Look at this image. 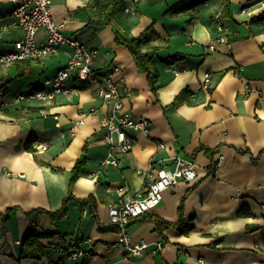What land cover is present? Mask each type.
Listing matches in <instances>:
<instances>
[{
    "label": "crops",
    "instance_id": "0c3cea01",
    "mask_svg": "<svg viewBox=\"0 0 264 264\" xmlns=\"http://www.w3.org/2000/svg\"><path fill=\"white\" fill-rule=\"evenodd\" d=\"M113 1L53 0V16L64 24V34L99 50V74L120 68L113 77L125 108L151 121V137L134 133L136 144L119 167H102L108 154L101 126L107 109L94 88L58 95L49 103L3 105L53 77L66 65V53L0 64V264H264V31L263 25L245 24L264 12V3L248 15L241 9L255 0H210L179 13L170 9L184 0H141L135 16L126 15L121 4L109 23ZM226 1L230 14L223 23L236 32L233 47L213 52L208 45L217 35L214 15L220 10L223 14ZM13 8L10 0H0V20L10 23L7 14ZM149 28L143 48L156 52V94L115 34L118 30L130 39ZM20 38V29L0 31V53L12 52ZM207 72L212 75L208 90L202 86ZM185 89L189 93L183 103L172 106ZM92 108L97 112L90 114ZM81 120L84 124L74 129ZM157 142L167 147L161 150ZM40 144L47 150H37ZM178 155L195 160L199 179L179 183L158 207L131 221L128 232L149 248L143 256L129 258L117 244L119 232L100 230L110 224L109 206L143 193L150 165H171ZM83 156L87 163L72 194L80 200L94 196L96 214L71 201L67 219L57 225L40 215L38 233L54 236L36 239L44 247L40 259L24 257L25 251L34 254L37 248L23 243L36 220L27 214L61 209L73 168ZM243 207L253 216H239ZM7 212L5 222L2 215ZM156 217L174 224L183 218V226L192 229L160 232ZM251 224L258 229L251 231ZM160 242L163 248L153 253ZM81 247L90 248L92 255L72 261L64 251Z\"/></svg>",
    "mask_w": 264,
    "mask_h": 264
},
{
    "label": "built area",
    "instance_id": "2783aa9c",
    "mask_svg": "<svg viewBox=\"0 0 264 264\" xmlns=\"http://www.w3.org/2000/svg\"><path fill=\"white\" fill-rule=\"evenodd\" d=\"M10 1L14 8L7 14V18L12 21L5 23L1 19L0 31L11 28L20 29L21 38L15 41L12 52L0 53V64L50 59L59 56L61 51L66 53L68 58L66 65L53 77L45 80L40 88H33L26 93H17L11 100H5L3 105L49 103L58 95L75 94L80 92L82 87L94 88L107 109L101 126L105 130L104 143L108 154L102 162V167L118 168L122 157L128 155L136 144L134 133H140L149 138L152 132V123L149 119L137 118L125 108L124 97L113 77V73L118 72L120 68L114 66L112 74L106 75L99 74L95 70L96 60L100 56L99 50L89 48L78 37L64 35V24L58 23L53 16V0ZM82 1L91 4L94 0ZM140 1L124 0L123 12L128 16H135L138 13ZM260 3H264V0L246 3L241 13L251 15L255 5ZM214 19L217 23V35L208 45V49L214 52L224 46L230 51L236 33L223 23L222 10L214 15ZM41 33L44 37L40 35ZM178 73L179 71L174 70V74ZM202 81L204 89L211 88V73H205ZM95 112L97 110L92 108L90 114ZM83 124L84 120L77 122L74 129ZM157 145L161 150L167 147L162 142H157ZM37 148V150L45 151L48 146L40 144ZM217 166V162L211 163L212 169H216ZM148 176L150 182L143 193L109 206L110 224L117 225L120 229L117 244L129 258L143 256L149 248L148 242L144 239H134L128 232L131 221L158 207L165 193L179 183H191L199 179V172L194 159L178 155L171 165L163 164L157 169L150 165ZM92 242L91 238L86 240V244L90 245ZM163 246V242L158 243L153 253L156 254ZM66 254L70 260L78 261L90 257L92 251L84 247L69 248Z\"/></svg>",
    "mask_w": 264,
    "mask_h": 264
},
{
    "label": "trees",
    "instance_id": "16d2710c",
    "mask_svg": "<svg viewBox=\"0 0 264 264\" xmlns=\"http://www.w3.org/2000/svg\"><path fill=\"white\" fill-rule=\"evenodd\" d=\"M208 1H210V0H184V1H181V2H178L177 4H175L170 9V11L175 12V13H179L181 11L197 7L201 4H205ZM256 1H258V0L249 1L247 3H254ZM225 3L226 4H225L222 15H223V18H228L229 14H230L229 13L230 12V3L228 1H226ZM121 4H122V6H124V0H114L112 2V4L109 6V19H108L109 23H111L113 21V19L119 13ZM245 6L246 5H244L243 7H245ZM122 9H123V7H122ZM245 24L263 25L262 26V30H263L264 29V12L262 14L258 15L257 17H253L249 22H247ZM150 31H152V28L147 29V31L145 33L141 34L139 37L130 38V39L124 38L123 36H121L120 33L118 32V30H115V34H116V43L118 45L124 46L125 48L128 49V51L132 55L134 61L136 62L137 66L141 69L142 72L147 74L149 87H150L152 93L156 94L157 93V83L159 81V70H158V67L156 65V52H155V50H144V48H143L144 43H145V35ZM41 85L42 84H37L33 88H40ZM82 89H86V87H82ZM188 93H189L188 90H186V89L183 90L181 92V94H179L176 97L172 106H178L181 103H183V100ZM204 150L207 153H210V154L213 153V151H209L208 149H204ZM253 161H256V160H253ZM86 163H87V157L86 156H83L80 160H78L76 162V164L73 168V176L71 178L70 189H69L68 195L63 198V204H62V207L60 210H58L56 212H49L46 210L37 209V210H33L27 214L31 218H32V215H34V218H36V220L34 222L33 230H29V232L27 233V236H26L23 243L28 242L29 243L28 245L35 246V244H36L35 241L38 237H53L54 234H52V233H41V234L38 233V229L40 226L39 222H38L39 216L42 214H46L50 217L52 223L54 225H57L62 220L67 219V217L69 215V203L71 201H76L81 206V208L83 210L86 208H89L91 214H93V215L96 214L97 205H96V200H95L94 196H90L87 199L80 200V199L75 198V196L72 194L73 185L77 181V179L81 176L82 169L86 165ZM181 214H182V209H181ZM239 216L251 217L253 215L248 208L243 207L241 209V211L239 212ZM2 217H3L4 221L6 222L7 219L9 218V212H7L6 214H3ZM182 219L183 218L180 219L178 224H174V223H169V222L163 221L162 219L156 217L155 222L157 224V229L160 232H162V230H164V229L176 227V228H178V230L180 231L181 234L188 233L192 229V227L191 226L184 227ZM100 230L102 232H119L120 231V229L117 225H112V224H109L108 226L101 225ZM216 241H220V239H217ZM36 246H37V248L35 249L36 253L32 254V253H28L27 251H25L24 257H31V258L40 259L41 255L44 256L45 255V252L43 251L44 247H42L41 245H38V244H36ZM53 248H56V245L53 246ZM66 250H64V251L66 252Z\"/></svg>",
    "mask_w": 264,
    "mask_h": 264
},
{
    "label": "water",
    "instance_id": "95a60500",
    "mask_svg": "<svg viewBox=\"0 0 264 264\" xmlns=\"http://www.w3.org/2000/svg\"><path fill=\"white\" fill-rule=\"evenodd\" d=\"M249 229H250L251 231H255V230L258 229V226L255 225V224H251V225H249Z\"/></svg>",
    "mask_w": 264,
    "mask_h": 264
},
{
    "label": "rangeland",
    "instance_id": "374dc122",
    "mask_svg": "<svg viewBox=\"0 0 264 264\" xmlns=\"http://www.w3.org/2000/svg\"><path fill=\"white\" fill-rule=\"evenodd\" d=\"M64 35H66V34H64ZM66 36L70 37L69 35H66ZM80 40H82V39H80ZM62 53H64V52H63V51H61V52H60V54H62Z\"/></svg>",
    "mask_w": 264,
    "mask_h": 264
}]
</instances>
